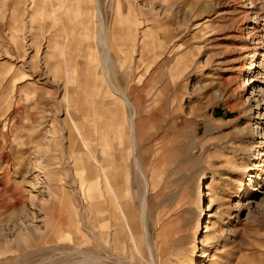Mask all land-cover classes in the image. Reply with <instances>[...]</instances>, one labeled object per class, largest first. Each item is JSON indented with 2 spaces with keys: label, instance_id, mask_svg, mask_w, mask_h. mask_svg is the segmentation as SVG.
Wrapping results in <instances>:
<instances>
[{
  "label": "rangeland",
  "instance_id": "1",
  "mask_svg": "<svg viewBox=\"0 0 264 264\" xmlns=\"http://www.w3.org/2000/svg\"><path fill=\"white\" fill-rule=\"evenodd\" d=\"M248 4L0 0V264H264Z\"/></svg>",
  "mask_w": 264,
  "mask_h": 264
},
{
  "label": "bare ground",
  "instance_id": "2",
  "mask_svg": "<svg viewBox=\"0 0 264 264\" xmlns=\"http://www.w3.org/2000/svg\"><path fill=\"white\" fill-rule=\"evenodd\" d=\"M243 1V0H242ZM247 1V0H246ZM249 1V4L250 7L249 8H246L245 6H240L238 7V12L240 15H243L245 14L247 17H248V23L245 25L246 28L249 27V25H256L259 26V24L261 22H264V0H248ZM245 2V1H244ZM209 5V4H208ZM238 14V13H237ZM217 22V21H216ZM219 26V25H218ZM263 28L261 30V32L263 33L264 32V25H262ZM211 27V26H210ZM99 28H101L99 26ZM216 28V27H215ZM255 28V27H254ZM246 30V29H245ZM248 31V30H247ZM256 33H254V36H255ZM258 37V36H257ZM257 39V38H255ZM251 40V39H250ZM252 41V40H251ZM154 43L155 45L158 47L159 46V38L158 37H155L154 38ZM258 43V42H257ZM256 43V44H257ZM103 47V46H102ZM106 55V54H105ZM107 57V56H106ZM106 64V63H105ZM132 146V145H131ZM134 159V158H133ZM249 183L251 181H248ZM108 184V183H107ZM110 185V184H109ZM107 188H109V191L112 192L113 189L111 186H109ZM208 188V187H207ZM208 190V189H207ZM253 192V191H252ZM97 196V195H96ZM92 199V198H91ZM99 199V198H98ZM252 198H249L247 201V205L251 206V205H254L255 206V203L252 202ZM96 202V201H95ZM98 205V204H97ZM98 207V206H97ZM102 209V208H101ZM99 210V209H98ZM129 212V211H128ZM103 216V215H102ZM129 217V216H128ZM127 217V218H128ZM134 217L132 216L131 219H133ZM131 219L128 218V220L131 221ZM131 223V222H130ZM130 225V224H129ZM94 228H97L96 226H94ZM130 228V227H129ZM99 230V229H98ZM77 232H79V230H76ZM117 232H120L122 233V235L120 236H117L115 235ZM105 233L106 236H103V234ZM124 235L126 236L127 240L129 239L132 243H135V228L132 229L129 231V232H126V234L124 233ZM123 235V232L122 230L119 228V227H114L113 230H111L110 232L107 231V228L106 230H103V229H100L99 230V233H98V239L100 242L102 243H107L108 241L109 242H112L113 243V247L114 248H119V242L122 241V237L124 236ZM110 238V239H109ZM82 238H80L81 240ZM112 239V240H111ZM87 250V249H86ZM74 251V252H73ZM71 254L74 255H82L83 258H85V261L83 262H60L61 264H109L108 262H103V260H101L100 258H96L95 256H93L91 253H88V252H85V251H82V250H78L76 248L72 249L71 250ZM74 253V254H73ZM77 258V257H76ZM81 258V257H80ZM115 264H132L131 262H114Z\"/></svg>",
  "mask_w": 264,
  "mask_h": 264
}]
</instances>
